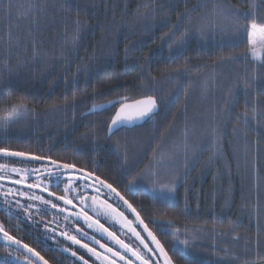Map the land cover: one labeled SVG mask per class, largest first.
<instances>
[{"label": "trees", "instance_id": "trees-1", "mask_svg": "<svg viewBox=\"0 0 264 264\" xmlns=\"http://www.w3.org/2000/svg\"><path fill=\"white\" fill-rule=\"evenodd\" d=\"M10 3L9 8V0H0V116L9 97L32 111L12 124L11 134L0 131V148L73 164L129 198H145L146 213L170 226L165 231L176 264L259 262L264 253V67L245 55L247 37L222 14L228 6L247 12L253 0ZM254 3L257 20L264 22V0ZM30 4L36 8L29 12ZM121 95H155L160 112L145 126L121 129L109 138L107 126L117 107L84 115ZM208 101L212 111H204ZM245 112L247 124L240 115ZM199 117L203 125L218 126L205 141L216 144L221 136L219 151L207 146L219 156L190 169L173 203L133 193L131 184L161 145ZM137 129L148 137L155 132L153 141L121 137ZM216 181L221 186L214 187ZM176 235L193 240L194 257L173 248Z\"/></svg>", "mask_w": 264, "mask_h": 264}, {"label": "snow or ice", "instance_id": "snow-or-ice-1", "mask_svg": "<svg viewBox=\"0 0 264 264\" xmlns=\"http://www.w3.org/2000/svg\"><path fill=\"white\" fill-rule=\"evenodd\" d=\"M8 7H11L9 0ZM258 6L254 3L250 5L249 11H241L238 7L228 6L222 9V14L231 19L233 28L245 35L247 37V52L246 56L251 57L253 61L260 63L264 67V22H259L255 16V9ZM36 8V5L30 4L28 11H32ZM27 15V12L24 13ZM79 24V21H77ZM187 32L182 34L178 38V44L182 45L185 42V37ZM179 51V50H177ZM237 59L239 57H236ZM3 98V91H0V100ZM12 97H9V101L5 102V108L3 116H0V124L7 125L9 122H15L16 119L25 115L26 113L32 111L24 103H11ZM119 105L115 110V114L111 117V121L108 124V134L113 135L115 132L119 131L122 127L135 126L136 122H147L152 121L157 112L159 111V100L155 95H144L140 98H135L129 95L118 96L115 100H110L107 105H93L90 111L95 112L103 110L106 107H115ZM255 112V109H253ZM244 120L245 124L248 123L247 112L240 114ZM187 130L184 132L185 136V152L188 151L187 145ZM204 148L201 147L200 151ZM195 153L196 149H192ZM0 156L5 158H15L20 164L23 165H39L38 167H17L10 166L7 163L0 164V203L7 206L9 211V219L12 218V211L16 212V218H20L21 210L24 215V219L31 221L33 219V211L37 215L47 214L49 209L56 210V214L67 213L64 216L65 224L64 231L56 233L55 229H51L48 225H45V232L52 235L63 236L66 240L71 241L72 244L78 245L81 249H85L90 257L95 259L92 264H160L161 258L163 259V264H173L172 259L169 257L168 252L165 250L163 244L157 239L156 235L148 228L147 224L140 218L137 210L130 204L111 183L106 180L101 179L99 176H95L93 173H86L82 169H76L73 164L63 163L52 160L50 157H42L32 155L30 153L21 151H10L6 148H0ZM73 173H78V175H73ZM143 175V173H141ZM18 178H13V177ZM34 179L35 183H26L28 179ZM9 182L13 187H7L4 183ZM91 181V183H89ZM64 182L63 191L64 196H56L55 193L49 191L50 186L59 187L60 183ZM18 185H23L24 188L15 187ZM167 186H164L166 188ZM161 188V191H164ZM39 190V193L35 190ZM91 190L94 194L88 196L86 193ZM106 190V191H104ZM153 191H156L153 188ZM169 191H174V187L169 189ZM40 193H47L48 197H55L56 201H62L63 206L58 203H54L52 199H46L44 195ZM71 194V198H69ZM21 197L27 200V203H22L21 199L16 198L10 199V197ZM106 197L100 200L99 197ZM108 199H113L117 202L118 207L126 206L125 210H130V214H134L135 221L137 222L136 227L133 226V221L129 220L124 211H118V207H113L112 204L108 203ZM77 200L80 205V210L77 212L71 211L68 206L71 205L73 208L76 205L73 203ZM39 202L36 204L35 202ZM123 202L120 205V202ZM14 203V208H13ZM94 212L97 216H114L118 218L121 223V228H127V231L135 237V240L139 241V245L143 246V251L139 246H133L131 243H126L125 240L121 239L116 232L109 231L103 224L100 223L99 219L93 220L91 216L88 215V211ZM53 219L59 224V220L56 219L54 215ZM83 220L87 228L95 229L99 232L101 236L106 235L108 241H111L114 245L119 246V250L110 247L108 243H101L95 235H89L88 232L77 227L72 229L69 227L70 224L79 223ZM159 225L158 231L166 230L165 226L167 221H155ZM142 226V231L147 234V236H142L140 231H137V227ZM75 231L79 233L80 238L77 235H70L69 232ZM49 238L48 235L45 237ZM87 238L92 244L98 245L103 251H97L96 247H90L89 243H83V239ZM0 240H3L6 246L11 247L13 245L17 247H22L26 250V255L24 256L23 264H48L40 252L36 251L34 248L29 247L27 244H22L20 239L9 234V230L5 227L3 223H0ZM146 240H150L151 244L155 247H150ZM178 241H174L173 248L175 249ZM183 244L186 246L187 241ZM122 250V251H121ZM64 251H69L65 248ZM130 254V255H129ZM10 256L11 254H7ZM71 256L78 258L82 264H89V260L85 259L84 256H78L76 252H71ZM7 259V256L5 257ZM13 260L15 264H21L19 257H14Z\"/></svg>", "mask_w": 264, "mask_h": 264}, {"label": "flooded vegetation", "instance_id": "flooded-vegetation-1", "mask_svg": "<svg viewBox=\"0 0 264 264\" xmlns=\"http://www.w3.org/2000/svg\"><path fill=\"white\" fill-rule=\"evenodd\" d=\"M129 137L130 136H126V138ZM122 153L126 154L125 151H122ZM84 172L90 173L88 171H84ZM73 175H78V173H73ZM30 181L34 182L35 180L31 178ZM89 183H91V181H89ZM113 187L115 186L113 185ZM63 188H64V182H61L59 187L50 186L49 191L55 193L56 196H64L65 192L63 191ZM35 191L39 193L38 189ZM117 191L137 210V212L140 215V218L144 221L145 224H147L148 228L156 235L157 239H159L160 242L163 244L165 250L168 252L169 257L172 259L173 264H176V260L173 257V250L170 246V242H169L170 239L168 236V232H166L165 230H160V231L157 230L159 225L154 222L161 221V219L146 213L145 210L146 208L142 204L143 199L145 198H129L128 196L123 194L119 189H117ZM40 194L44 195L46 199H52L54 203H58L61 206H63V202L56 201L55 197H48L47 193H40ZM86 194L88 196H91L94 193L91 190H89ZM69 197L71 196L69 195ZM105 198L106 197L104 196L99 197L100 200H103ZM20 199L22 203H27V200H25L24 198H20ZM153 199H155V201L156 200L159 201L161 199H166V198H153ZM35 203L39 204L38 201ZM73 203L76 205V207L73 208L71 205H69L68 208L73 212L79 211L80 210L79 202L77 200H74ZM108 203L112 204L113 207H118L117 202L113 199H108ZM122 204L123 202L121 201L120 205ZM125 207L126 206L118 207V211H124L125 216L129 220H132L133 226L136 227L137 222L135 221L134 214H130V210L126 211ZM13 208H14V203H13ZM85 210L88 211L87 209ZM30 211H33V219L31 221H27L24 219L22 210L19 219L16 218L15 211H12L11 219H9V211L8 212L0 211V215H2L1 221L5 225V227L9 230L10 235L16 237L17 239H20L22 241V244H27L29 245V247L34 248L36 251L40 252V255L43 256L45 260L48 261V264H82V262L78 258L71 256V252H76L78 256H84L85 259L89 260V264H92V261L95 258L90 257L85 249H81L78 245L72 244L71 241L66 240L63 236H59L58 234L52 235L45 232L46 224L48 225L49 228L55 229L56 233L64 231L65 230L64 224L66 223L64 220V216L67 213H60L57 215L56 210L49 209L47 214L37 215L35 214L34 210H30ZM54 215L56 216V219L59 220L60 222L59 224H57L56 221L53 219ZM88 215L91 216L93 220L99 219L101 224H103L106 228H109V231L116 232L117 235L120 236L121 239L125 240L126 243H131L133 244V246H139L143 251V246L139 245V241L135 240V237H133L132 234L127 231V228H123V229L121 228V223L119 222L118 218L114 216H107V217L97 216L92 211H88ZM69 227L72 229L79 227L84 231L88 232L89 235H95L96 238L101 241V243H108L110 247H114L119 250V246L114 245L111 241H108L106 235L101 236V234L99 232H96L95 229L87 228V226L85 225L82 219L79 221V223L70 224ZM165 229L170 230V226H165ZM136 230L140 231L142 236L145 237L147 236V234L142 231V226L137 227ZM69 234L77 235V238H80L79 233L75 231H71L69 232ZM46 235H48L49 238L46 239L45 238ZM82 242L89 243L90 247H96L97 251H103L102 249L99 248L98 245H94L89 240H87V238H84ZM146 242L149 243L150 247L153 248L155 247L154 245L151 244L150 240H146ZM65 248L69 249V251H64ZM0 253L4 258L7 256V259H5V261L1 260L4 264H15V261L13 260L14 257H19L21 264H23L24 256L26 255V250H24L22 247H17L15 245L8 247L6 246L3 240H0ZM9 253L11 254L10 256L7 255ZM96 264H99V261H96ZM118 264H120L119 261ZM135 264H139V262H135ZM160 264H163L162 258L160 260Z\"/></svg>", "mask_w": 264, "mask_h": 264}, {"label": "rangeland", "instance_id": "rangeland-1", "mask_svg": "<svg viewBox=\"0 0 264 264\" xmlns=\"http://www.w3.org/2000/svg\"><path fill=\"white\" fill-rule=\"evenodd\" d=\"M213 104L208 101L203 103L204 111H212ZM213 115V114H212ZM212 115H210V119H213ZM205 116V115H201ZM24 120V115L19 117L15 120V122H20ZM218 122V121H217ZM14 122H9L7 125L0 124V131H6L8 134H11V127ZM218 127V126H217ZM216 126L207 124L203 125V120L199 117L194 120V118L190 121L189 124H186L179 128L177 131H174L172 135L169 136L168 142L161 145V148L157 151V154H154L152 161L150 164L146 167L145 171L143 172V175H140L138 178H136L133 183L131 184V191L133 193H137L139 191L148 194L152 198H166L161 199L160 201L164 202H174L177 190L182 187L183 183L187 181L188 179V173L191 175L190 169L192 170L199 166V163H207L209 164L212 161V158H217L219 155L216 153L214 156V146H217V151L220 150L219 142H222L221 136L215 137L216 144H213L211 140H208L206 143V136H211L210 131L217 128ZM156 130V129H155ZM187 130V145H188V151L185 152V136L184 132ZM126 132V131H124ZM152 132V131H151ZM125 134V133H124ZM135 135L136 138H138V141H153V136L155 135V132H152V135L148 137L147 135H143V130H134L132 133H128L125 136H130L128 141L133 142L130 138ZM124 137V136H121ZM148 137V138H147ZM205 141V142H204ZM224 141V138H223ZM212 143L214 146L213 148L208 149V145ZM163 146V147H162ZM201 147L204 148L203 151H200ZM163 148V149H162ZM162 149V150H161ZM192 149H196V152L194 153ZM207 151V153L205 152ZM213 153V154H212ZM122 154V152H121ZM220 157H222L220 155ZM7 163L10 166H19V167H38L39 165L31 164V165H23L18 162L15 158H5L0 156V164ZM186 168V171L182 174V171ZM18 178V177H13ZM31 179V178H30ZM30 179L26 181V183H35L31 182ZM7 187H13L9 182H4ZM164 186H167L164 188ZM215 186H221V183L216 181L214 183ZM15 187L24 188L23 185H18ZM174 187V191H169V189ZM153 188L156 189V191H153ZM164 188V191H161L160 189ZM25 191H27L26 188H24ZM71 196V194H69ZM93 195V194H92ZM21 198L18 196L10 197V199H16ZM71 198V197H69ZM7 206L3 203H0V211L8 212ZM2 215H0V223ZM174 241H178L179 243L176 244V249L181 251V253L189 259V256L194 257L193 250V240H189L187 237L181 235H176ZM184 241H187V245L185 246L183 244ZM232 248L235 250H238L239 245H234ZM232 253V251H230ZM197 254V253H196ZM259 256V255H258ZM261 260H255L259 261L254 264H264V253L260 254ZM232 257V254L230 255ZM215 261H224V259H219L215 256ZM217 258V259H216ZM238 258V256L235 258V260ZM3 261H5V258L2 256L0 257ZM233 259V261H235ZM225 263V261H224ZM232 263V262H229Z\"/></svg>", "mask_w": 264, "mask_h": 264}, {"label": "water", "instance_id": "water-1", "mask_svg": "<svg viewBox=\"0 0 264 264\" xmlns=\"http://www.w3.org/2000/svg\"><path fill=\"white\" fill-rule=\"evenodd\" d=\"M100 105H107V103H105V104H100ZM115 107H119V105L117 104ZM114 107H106L105 109H103V110H99V111H95V112H92V111H88L85 115H84V117H86V116H89V115H94V114H100V113H103V112H105V111H107V110H110V109H113ZM159 112H160V107H159V111L157 112V114L155 115V116H157L158 114H159ZM148 122H150V121H147V122H136V124H135V126H128V127H122V128H120V130L121 129H126V130H133V129H135V128H139V127H143L144 125H146ZM116 134V132L113 134V135H111V136H109V134H108V137L109 138H111L112 136H114Z\"/></svg>", "mask_w": 264, "mask_h": 264}]
</instances>
